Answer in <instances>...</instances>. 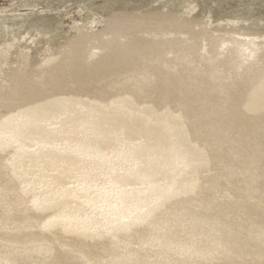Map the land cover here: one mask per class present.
<instances>
[{"label":"bare ground","instance_id":"obj_1","mask_svg":"<svg viewBox=\"0 0 264 264\" xmlns=\"http://www.w3.org/2000/svg\"><path fill=\"white\" fill-rule=\"evenodd\" d=\"M102 19L84 27L90 29L92 24L106 22ZM107 19L112 21L113 17ZM138 22L141 27L155 24L146 18ZM80 27H73L75 35L69 44L59 51L47 47L31 63L33 80L42 83L43 88L60 93L64 70L50 71L45 60L57 58L65 64V52L89 35L88 30L79 34ZM152 34L156 37L152 38ZM164 38L172 44L165 43ZM149 39L157 42L150 44L156 58L148 68L88 83L81 88L85 96L81 90L77 91L79 96H74L85 100L83 115L75 111L60 125L32 129L31 135L38 137V142H48L50 147L23 156H18L15 149L0 148V192L11 193L14 203L19 202L12 228L30 229L0 235L1 243L8 239L24 247L22 256L14 262L26 259L44 264H117L127 259L128 264H264V98L259 106L252 105L256 84L243 64L234 69L230 61L226 62L231 52L226 44L223 53L213 57L212 46L195 43L185 32L148 31L142 40L149 43ZM91 54L89 62L100 55L93 46ZM11 74L9 69L0 76V95L6 94ZM75 88L65 90L68 96ZM196 110L202 115L191 122ZM159 112L163 113L161 119L155 117ZM170 119L188 124L177 125L183 128V134L176 138L180 147L188 146L210 156L206 166L211 171L203 173L199 189L186 181L187 186L176 194L178 203L173 202L170 192H164L167 188L155 187L156 174L140 166L153 146L162 142ZM213 123L221 128H214ZM199 127L203 132L197 130ZM139 133L155 141L145 146L144 142L138 144ZM159 134L163 136L157 138ZM227 136L236 140L238 148L229 147ZM80 140L84 149L82 144L80 149L74 146ZM217 148L225 153L215 155ZM254 168L256 178L251 183ZM157 172L161 173L159 169ZM129 186H133L132 191H126ZM150 190L159 198L165 193L159 200L158 216H164L167 210L181 215L178 224L166 233L160 251L149 245L154 231L141 216L115 222L124 213L115 209L112 223L102 213L96 215L110 201L113 206L129 204L131 214L143 216L141 205L143 198L152 194ZM41 225L45 231L40 230ZM213 231L220 236L228 257H210L211 243L216 241L211 236ZM120 237H129L133 243L122 246ZM135 244L141 249L137 250ZM176 244L193 255L177 257V249L173 248L178 247ZM46 246L51 248L48 261L39 250ZM135 253L139 256L134 259ZM0 261L3 264L4 260Z\"/></svg>","mask_w":264,"mask_h":264},{"label":"rangeland","instance_id":"obj_2","mask_svg":"<svg viewBox=\"0 0 264 264\" xmlns=\"http://www.w3.org/2000/svg\"><path fill=\"white\" fill-rule=\"evenodd\" d=\"M110 16L113 17L112 21L107 19ZM102 17H104L102 21L106 22L92 24L93 28L90 29L84 27H90L92 20ZM145 18L150 23L155 22L154 26L141 27L138 20ZM165 18L168 19L165 20ZM76 25L81 26L79 34L88 30L89 35L80 39L65 52V64L59 63L57 58L45 60L50 71H57L61 68L64 70L60 93L53 92L54 90L51 88L47 90L43 88L42 83L33 80L30 71L31 63L39 59V55L47 47L59 51L69 44L74 38L73 27ZM0 29L2 30V32L0 30V76L6 75L9 69L12 72L9 80L10 86H6L4 91L6 94L0 95L6 97L0 99V148L3 151L10 148L15 149L18 156L36 153L43 148L50 147L48 142H38L39 138L31 135L32 129L46 126L55 127L56 124L71 118L75 111H82L83 115L84 108L82 106H85V100L74 97L75 95L79 96L77 91H80L82 87L92 81H101L117 74L148 68L150 63L152 64V60L156 58L150 44L157 42V40L149 39V43H146L142 40L143 35L148 31L185 32V35L191 37L195 43L212 46L210 55L213 57H218V52L223 53L222 48L226 44L227 50H229L228 47L231 49L226 62L230 61L234 69L243 64L244 71L256 84V95L252 100V105L259 106L260 100L264 98V0H0ZM108 36H110V41H108ZM151 36L152 38L156 37L155 34ZM52 38L53 40H51ZM165 40L167 39L164 38L163 41ZM168 42L172 44L170 40L165 41V43ZM91 46L100 55L97 60L89 62L88 58L92 55ZM151 54L153 56H150ZM52 80L49 79V82ZM73 87L76 88L69 91L72 95L68 96V91L65 90H70ZM1 88H3L2 83H0ZM82 96H85L84 92H82ZM161 112L157 113L155 117L163 118ZM201 113L196 110L190 119L191 122L196 120L197 116H201ZM155 117L152 120L156 123ZM198 122L199 120H197ZM178 124L188 125L183 121L170 119L165 130L164 140L162 139L160 144L153 146L147 155L148 158L146 157L144 163L140 165L156 174L155 187L161 185L162 188H167L164 189V192L165 190L170 192L174 203L179 202L176 194L187 186L186 181H191L192 187L199 189L203 173L211 171H208L209 167L206 166V163H210L208 161L210 156L197 149H190L188 146H179L176 138L183 134V128L177 127ZM213 127L221 128L218 123H213ZM197 130L203 132L202 127ZM214 132L208 131L209 134ZM161 136L163 135L159 134L156 137L161 138ZM220 139L227 138L220 136ZM154 141L148 135L145 136L142 133L138 135V144L144 142L145 146ZM229 141V147L236 149V140L233 138ZM81 142V140L76 142L74 146L77 149H80V144H82V148L85 147L84 142ZM223 153L225 152L217 148L214 154L220 156ZM229 154L232 156L231 153ZM181 161H184L185 165H182ZM6 168L8 172H11L8 165ZM158 169L161 173L157 172ZM171 171L176 172L172 175ZM254 171L255 168L250 173L251 183L256 178ZM144 186L147 187L145 184ZM131 189L133 186H129L126 191H132ZM152 191L149 192L152 193ZM146 192L142 194L145 196ZM164 194H161L159 198L152 193L149 197L143 198L144 201L141 205L144 209L143 216L131 214L132 206L129 204L113 206L110 201L109 205L105 209L101 207L96 215L102 213V216L110 218L112 223L115 209L117 213L124 212L115 219V222H120L126 217L134 219L141 216L140 218L151 224L154 231L151 237L152 242L149 245L154 251H160L166 233L175 224H178V219L181 218L178 213L172 214V211L168 210L164 216L156 214L157 207H160L159 200H162ZM14 201L15 198L11 193L0 192V208L2 209H0V216H2L0 235L8 233L12 235V232H19L20 228L23 230L22 233L30 230L26 226L12 228L14 212L19 204ZM24 204H27L26 200H24ZM22 212H27V210H22ZM168 213L171 215L169 216ZM39 228L41 231H45L43 225ZM50 231L52 233L54 229L51 228ZM111 233L113 235V229ZM211 236H215L216 241L213 240L211 243L210 257L219 255L217 257L221 258V255L226 254L228 250L224 247V243L221 244L220 236L216 231L211 232ZM113 241L116 242L114 239ZM119 241L122 246L133 243L129 237H120ZM1 242L0 239V259L4 260L3 264H44V262L34 263V261L26 259L14 262L22 256L21 251L24 247L14 245L8 239L3 241L4 243ZM136 245V249L140 250L138 244L134 246ZM167 245L171 246L169 243ZM174 246L179 258L193 253L182 250L180 245H177L180 249ZM186 246L191 245L186 244ZM39 250L41 251L40 255L48 261L51 256V248L46 246ZM134 251L135 249H132V252ZM138 256L139 253H135L133 258H138ZM224 256L228 257L227 254ZM145 261L147 262V259ZM116 263L128 264V261L120 259ZM0 264H2L1 261Z\"/></svg>","mask_w":264,"mask_h":264}]
</instances>
